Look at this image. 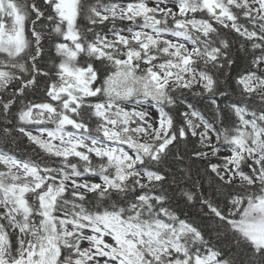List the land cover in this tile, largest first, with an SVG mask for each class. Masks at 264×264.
I'll list each match as a JSON object with an SVG mask.
<instances>
[{
	"label": "snow or ice",
	"instance_id": "snow-or-ice-1",
	"mask_svg": "<svg viewBox=\"0 0 264 264\" xmlns=\"http://www.w3.org/2000/svg\"><path fill=\"white\" fill-rule=\"evenodd\" d=\"M0 264H264V0H0Z\"/></svg>",
	"mask_w": 264,
	"mask_h": 264
},
{
	"label": "trees",
	"instance_id": "trees-1",
	"mask_svg": "<svg viewBox=\"0 0 264 264\" xmlns=\"http://www.w3.org/2000/svg\"><path fill=\"white\" fill-rule=\"evenodd\" d=\"M36 3L39 5H42V0H36ZM191 99V97L189 98ZM233 119H235V117H233ZM11 150L19 157V158H32L36 155V150L35 147L33 145H31L26 138L24 137H17L16 142L12 145H10ZM193 148L192 144H188L187 146H182L181 147V151L182 152H190ZM213 162H220L219 159L215 158H211ZM188 161L186 159L185 164H187ZM206 162H200V164L198 165L199 167H203L205 165ZM183 166V165H182ZM183 185V182L181 184V186Z\"/></svg>",
	"mask_w": 264,
	"mask_h": 264
},
{
	"label": "rangeland",
	"instance_id": "rangeland-1",
	"mask_svg": "<svg viewBox=\"0 0 264 264\" xmlns=\"http://www.w3.org/2000/svg\"><path fill=\"white\" fill-rule=\"evenodd\" d=\"M214 140H215V137L213 138ZM230 153L229 152H221L220 153V157H223V156H226V155H229ZM211 158H213V159H215V158H217V157H214V156H212ZM218 159V158H217ZM83 247H87V244H84V245H82Z\"/></svg>",
	"mask_w": 264,
	"mask_h": 264
}]
</instances>
